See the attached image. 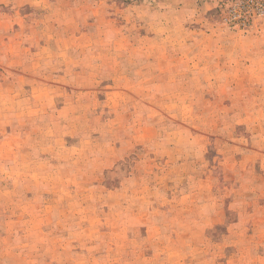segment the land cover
Returning <instances> with one entry per match:
<instances>
[{"label":"rangeland","instance_id":"1","mask_svg":"<svg viewBox=\"0 0 264 264\" xmlns=\"http://www.w3.org/2000/svg\"><path fill=\"white\" fill-rule=\"evenodd\" d=\"M0 264H264V0H0Z\"/></svg>","mask_w":264,"mask_h":264}]
</instances>
